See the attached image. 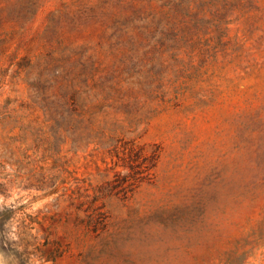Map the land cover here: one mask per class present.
Wrapping results in <instances>:
<instances>
[{
    "label": "rangeland",
    "instance_id": "obj_1",
    "mask_svg": "<svg viewBox=\"0 0 264 264\" xmlns=\"http://www.w3.org/2000/svg\"><path fill=\"white\" fill-rule=\"evenodd\" d=\"M0 264H264V0H0Z\"/></svg>",
    "mask_w": 264,
    "mask_h": 264
}]
</instances>
